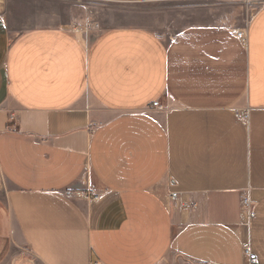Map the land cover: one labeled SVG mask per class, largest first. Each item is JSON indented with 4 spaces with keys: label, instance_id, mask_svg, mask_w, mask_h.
<instances>
[{
    "label": "crops",
    "instance_id": "0c3cea01",
    "mask_svg": "<svg viewBox=\"0 0 264 264\" xmlns=\"http://www.w3.org/2000/svg\"><path fill=\"white\" fill-rule=\"evenodd\" d=\"M46 2L0 0V261L264 264V4L163 37Z\"/></svg>",
    "mask_w": 264,
    "mask_h": 264
},
{
    "label": "rangeland",
    "instance_id": "374dc122",
    "mask_svg": "<svg viewBox=\"0 0 264 264\" xmlns=\"http://www.w3.org/2000/svg\"><path fill=\"white\" fill-rule=\"evenodd\" d=\"M46 4L64 15L63 20L67 12L77 14L75 26L138 24L167 37L190 25L245 26L264 0H48ZM0 264L38 263L17 246Z\"/></svg>",
    "mask_w": 264,
    "mask_h": 264
},
{
    "label": "built area",
    "instance_id": "2783aa9c",
    "mask_svg": "<svg viewBox=\"0 0 264 264\" xmlns=\"http://www.w3.org/2000/svg\"><path fill=\"white\" fill-rule=\"evenodd\" d=\"M236 36L239 39V41L243 44L246 45L247 43V36H246V32L244 29H238L236 30ZM153 108H163L164 106L159 104L157 101H154L152 104ZM247 110L242 111L240 113V116L245 119L247 117ZM67 195L68 196H78L80 198H84V199H89L91 198V193L90 192H86V191H67ZM178 197V194L176 191H171L170 192V198L172 200H176ZM241 208L247 212L249 217H252L254 215L253 209H252V202L249 199L248 196H242L241 200ZM243 247V251L244 254L246 255V257L248 258L250 264H254L257 260L256 254L254 252H252L251 247H250V243L249 241H244L242 244Z\"/></svg>",
    "mask_w": 264,
    "mask_h": 264
}]
</instances>
